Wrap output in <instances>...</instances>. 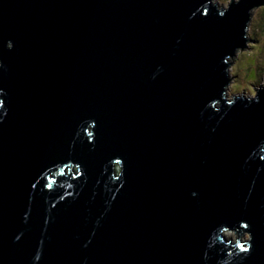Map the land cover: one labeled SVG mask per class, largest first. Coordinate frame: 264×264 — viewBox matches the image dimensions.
I'll use <instances>...</instances> for the list:
<instances>
[{
	"label": "water",
	"instance_id": "1",
	"mask_svg": "<svg viewBox=\"0 0 264 264\" xmlns=\"http://www.w3.org/2000/svg\"><path fill=\"white\" fill-rule=\"evenodd\" d=\"M263 3L0 0V264H264Z\"/></svg>",
	"mask_w": 264,
	"mask_h": 264
},
{
	"label": "rangeland",
	"instance_id": "2",
	"mask_svg": "<svg viewBox=\"0 0 264 264\" xmlns=\"http://www.w3.org/2000/svg\"><path fill=\"white\" fill-rule=\"evenodd\" d=\"M211 1H221L222 7L226 0ZM263 4L254 6L249 10L251 19L247 26L248 40L245 47H238L235 49V54L228 57V72L231 79L226 88V96L229 99L235 94L254 96L256 89L264 90V18H262L261 13L264 9ZM250 66L255 67L257 73L260 72V74L258 73L259 80L255 79L253 82L248 79V77L250 79L255 78V71ZM260 69L262 71H259ZM224 235L235 241V231H226ZM247 235L248 233L244 232L240 235V238L245 239Z\"/></svg>",
	"mask_w": 264,
	"mask_h": 264
},
{
	"label": "trees",
	"instance_id": "3",
	"mask_svg": "<svg viewBox=\"0 0 264 264\" xmlns=\"http://www.w3.org/2000/svg\"><path fill=\"white\" fill-rule=\"evenodd\" d=\"M264 5V4H263ZM262 13V18H264V9H263V11L261 12ZM251 68H253L254 69V71H255V78L253 77V79H250L249 77H248V79L249 80H252L253 82L255 81V79H257V80H259V78H260V76H259V74H260V72H256V70H255V67H253V66H250ZM250 68V69H251ZM259 71H262V69H260Z\"/></svg>",
	"mask_w": 264,
	"mask_h": 264
},
{
	"label": "snow or ice",
	"instance_id": "4",
	"mask_svg": "<svg viewBox=\"0 0 264 264\" xmlns=\"http://www.w3.org/2000/svg\"><path fill=\"white\" fill-rule=\"evenodd\" d=\"M237 247H240V245H237ZM243 251H248V248H243Z\"/></svg>",
	"mask_w": 264,
	"mask_h": 264
},
{
	"label": "bare ground",
	"instance_id": "5",
	"mask_svg": "<svg viewBox=\"0 0 264 264\" xmlns=\"http://www.w3.org/2000/svg\"><path fill=\"white\" fill-rule=\"evenodd\" d=\"M227 62L229 63V60L227 59ZM224 232H226V231H224ZM224 232H223V234H224Z\"/></svg>",
	"mask_w": 264,
	"mask_h": 264
}]
</instances>
